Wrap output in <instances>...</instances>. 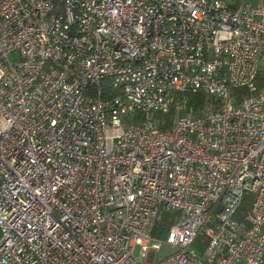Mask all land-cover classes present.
<instances>
[{
  "label": "built area",
  "instance_id": "built-area-1",
  "mask_svg": "<svg viewBox=\"0 0 264 264\" xmlns=\"http://www.w3.org/2000/svg\"><path fill=\"white\" fill-rule=\"evenodd\" d=\"M261 70L264 0H0V264H264Z\"/></svg>",
  "mask_w": 264,
  "mask_h": 264
},
{
  "label": "trees",
  "instance_id": "trees-1",
  "mask_svg": "<svg viewBox=\"0 0 264 264\" xmlns=\"http://www.w3.org/2000/svg\"><path fill=\"white\" fill-rule=\"evenodd\" d=\"M256 86L258 89L264 88V70H261L258 73L256 77ZM244 93H245V89L243 87H237L232 90V94L236 97L237 102L240 100V97H242ZM175 97L176 100L179 101L182 105L181 110H186L187 112H190L191 115L193 116H197L198 114H200L201 110L205 106L216 103V99L213 96H207L205 93L201 91L176 93ZM173 114H174L173 108H171V110L165 114L156 113V116L164 120V123L160 125V128L162 129L168 128L170 119L172 118ZM250 200H251V195L248 193L245 194L244 198L242 199L240 208L242 210H246L249 206ZM169 217H170L169 213H165L163 218H161V220L156 225V230L158 235L164 236L166 234L171 222ZM203 245H204V240L203 237L200 236L195 241L194 247H196V249H198L201 252ZM199 255H201V253H199ZM203 264H214V263H209L207 261H204Z\"/></svg>",
  "mask_w": 264,
  "mask_h": 264
},
{
  "label": "rangeland",
  "instance_id": "rangeland-1",
  "mask_svg": "<svg viewBox=\"0 0 264 264\" xmlns=\"http://www.w3.org/2000/svg\"><path fill=\"white\" fill-rule=\"evenodd\" d=\"M248 1H252V0H248ZM170 251H172V248L168 245L163 244L162 248L158 251V258L164 256L166 253H168ZM141 264H143V262Z\"/></svg>",
  "mask_w": 264,
  "mask_h": 264
},
{
  "label": "water",
  "instance_id": "water-1",
  "mask_svg": "<svg viewBox=\"0 0 264 264\" xmlns=\"http://www.w3.org/2000/svg\"><path fill=\"white\" fill-rule=\"evenodd\" d=\"M1 236H2V231H1V228H0V238H1Z\"/></svg>",
  "mask_w": 264,
  "mask_h": 264
}]
</instances>
